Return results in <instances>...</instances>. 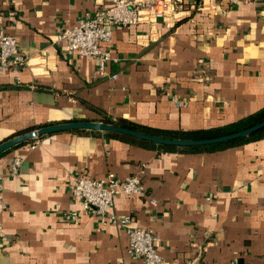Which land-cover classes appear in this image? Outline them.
I'll list each match as a JSON object with an SVG mask.
<instances>
[{
  "label": "crops",
  "instance_id": "obj_1",
  "mask_svg": "<svg viewBox=\"0 0 264 264\" xmlns=\"http://www.w3.org/2000/svg\"><path fill=\"white\" fill-rule=\"evenodd\" d=\"M109 3L0 0V29L28 57L17 71L0 70V142L104 116L200 129L264 105V0H181L164 19L116 26L100 75L95 58L67 55L53 39ZM15 156L22 161L12 174ZM79 172L138 177L144 192L117 195L110 212L153 229L164 264H264V136L161 151L92 130L46 133L0 155V264H144L127 252L121 222L82 209L70 189ZM72 211L76 220L66 218Z\"/></svg>",
  "mask_w": 264,
  "mask_h": 264
},
{
  "label": "built area",
  "instance_id": "obj_2",
  "mask_svg": "<svg viewBox=\"0 0 264 264\" xmlns=\"http://www.w3.org/2000/svg\"><path fill=\"white\" fill-rule=\"evenodd\" d=\"M181 0H110L101 11L90 17L80 18L73 25L61 29L54 35V43L61 45V51L77 57H92L97 61V73L105 74L106 63L110 59L104 43L110 42L112 31L116 26L136 25L143 22L152 23L164 19L176 9ZM227 4L253 3L257 0H222ZM28 57L21 53L14 35L0 29V70L17 71L27 64ZM112 76H115L113 74ZM176 105L184 106L186 102L173 99ZM22 159L15 156L10 163V172L17 174ZM71 193L79 199L82 209L99 216L102 223L119 221L126 229L127 252L143 260L144 264H164L162 256L156 249L158 235L151 228L130 225V215L117 216L110 212L117 195H137L144 192L143 185L136 175L118 178L109 173L105 180L92 178L83 172L74 175L70 184ZM155 203L154 198L150 199ZM69 220L77 219V212L66 214ZM229 264H242L234 259Z\"/></svg>",
  "mask_w": 264,
  "mask_h": 264
},
{
  "label": "water",
  "instance_id": "obj_3",
  "mask_svg": "<svg viewBox=\"0 0 264 264\" xmlns=\"http://www.w3.org/2000/svg\"><path fill=\"white\" fill-rule=\"evenodd\" d=\"M264 127V119L242 129L234 132L221 134L212 137L205 138H174L151 135L139 130H135L129 127L117 125L114 123H105L103 121L96 120H76L67 121L62 123L48 124L19 133L9 139L0 142V155L5 151L18 144L32 139L36 136L43 135L46 133H52L62 130H92V131H104V132H115L127 136H132L138 139L151 141L157 145H168L175 147H190V146H202L207 144L222 143L230 140H234L240 137H245L251 133Z\"/></svg>",
  "mask_w": 264,
  "mask_h": 264
},
{
  "label": "trees",
  "instance_id": "obj_4",
  "mask_svg": "<svg viewBox=\"0 0 264 264\" xmlns=\"http://www.w3.org/2000/svg\"><path fill=\"white\" fill-rule=\"evenodd\" d=\"M262 119H264V105L258 108L257 110L243 117H240L234 121H231L227 124L211 126L207 128H200V129H191V130L162 129L158 127H151V126H146V125L133 122L129 119L122 118V117L112 119L110 117L104 116L101 121L105 123H114L117 125L129 127L135 130H139V131H142V132H145L151 135H157V136L174 137V138H205V137H212V136L234 132L239 129L248 127ZM106 133L130 140V141H134L142 145L156 146V148H158L161 151H170V150L214 151V150L223 149L229 146L242 144L244 142L257 140L264 136V127L251 133L248 136L240 137L234 140H230V141H226L222 143L207 144V145H202V146L181 147V148L175 147V146H168V145H156L151 141L138 139V138L127 136V135L117 134L115 132H106ZM8 150H5V151H8Z\"/></svg>",
  "mask_w": 264,
  "mask_h": 264
}]
</instances>
